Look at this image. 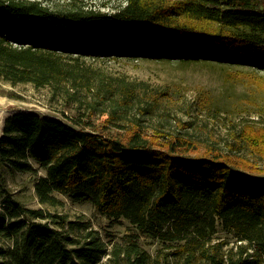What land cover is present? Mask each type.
<instances>
[{"label": "trees", "instance_id": "16d2710c", "mask_svg": "<svg viewBox=\"0 0 264 264\" xmlns=\"http://www.w3.org/2000/svg\"><path fill=\"white\" fill-rule=\"evenodd\" d=\"M66 58L264 70V0H125L111 13L0 0V79L56 88L72 78ZM196 143L181 132L155 144L136 127L113 136L16 112L3 124L0 165L35 176L43 170L34 184L42 204H60L57 193L90 202L111 220L127 219L136 232L125 244H112L113 264L151 261L140 237L183 241L176 250L184 264H264V174L234 161L233 144L187 156ZM1 208L0 239L7 245L0 246V264H101L107 253L88 221L30 209L11 197ZM216 220L237 236L236 251L222 254V243L206 246Z\"/></svg>", "mask_w": 264, "mask_h": 264}, {"label": "rangeland", "instance_id": "374dc122", "mask_svg": "<svg viewBox=\"0 0 264 264\" xmlns=\"http://www.w3.org/2000/svg\"><path fill=\"white\" fill-rule=\"evenodd\" d=\"M35 1L55 10L76 6L105 13L125 3V0ZM65 61L72 70V78L56 88L12 85L0 79V114L5 113L2 123L16 112H31L106 135H123L136 127L155 144L181 132L197 142V148L187 152V156L201 155L210 146L225 151L227 144H233L235 154L230 157L234 161L264 174V70L204 61L128 58ZM182 124L185 126L180 127ZM40 175H44L43 170L35 176L0 165V210L2 201L11 197L30 209L63 215L70 221H88L107 245L101 264H113L108 260L112 244H125V236L135 233V228L125 218L111 220L97 213L92 203L72 202L61 194H54L60 204L40 203L34 192ZM214 227L213 232L207 230L206 246L222 243V254L229 248L236 251L237 236L223 228L219 220ZM181 244L183 241L139 238L141 248L153 258L147 264H184V255L176 250ZM1 245L7 243L0 239Z\"/></svg>", "mask_w": 264, "mask_h": 264}, {"label": "bare ground", "instance_id": "6f19581e", "mask_svg": "<svg viewBox=\"0 0 264 264\" xmlns=\"http://www.w3.org/2000/svg\"><path fill=\"white\" fill-rule=\"evenodd\" d=\"M5 113H1L0 114V128L2 129V127H3V119H4V117H5V115H4Z\"/></svg>", "mask_w": 264, "mask_h": 264}]
</instances>
